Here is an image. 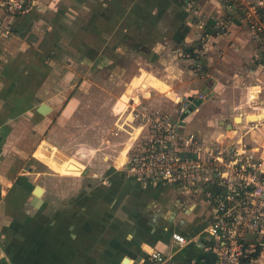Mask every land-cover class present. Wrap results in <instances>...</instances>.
<instances>
[{"label": "crops", "instance_id": "obj_1", "mask_svg": "<svg viewBox=\"0 0 264 264\" xmlns=\"http://www.w3.org/2000/svg\"><path fill=\"white\" fill-rule=\"evenodd\" d=\"M186 39L194 40L191 34H187ZM21 40L23 42L18 46L21 50L19 52L22 53L19 56L20 60L17 58L18 51H7V53L1 51L3 41L0 39V243L2 245L0 264L1 260L9 264H45V261L34 262L30 250L33 251L34 247L39 245L38 243L34 245L36 239H40L42 248L46 245L42 228L46 223L45 218H48V199L52 185L49 181L45 182L47 178L44 180L43 176L51 168L49 164H53L43 158V155H37V152L43 153V144L53 146L57 151L58 148L48 144V138L44 134L49 125L48 114L55 110V105L50 100L43 99L40 93L35 92L34 95L33 88L48 89L53 85L52 87L56 89L54 93L53 90L51 91L50 97L52 95L53 98L72 88L73 83L58 76L50 82L42 80L34 82L32 78L34 69L31 67L33 54L39 52L37 56H40L41 60L45 56L40 51L33 52V46L27 41L24 44V40ZM16 46L12 48L17 50ZM203 48L200 60L208 70L207 77L189 76L188 63H185L183 70L190 79L183 81L184 78H181L180 81L174 77L175 75H171L172 72L180 71L176 63L172 66H167L166 63L156 66L148 62L152 68L140 67V70L127 81L123 93L128 99L134 93L133 88L135 89L136 86L157 89L159 95L146 100V105L170 113L172 118L177 120V129L180 132H196L206 143H211L215 137H219L225 143H235L240 139L249 147L252 145L254 147L261 142L264 132V63L257 62L253 58L254 49L248 28L232 23L227 35L212 37ZM35 65L44 68L45 64L39 62ZM18 69H23L26 73L20 80L16 74ZM161 92L175 99L182 95L199 97L202 94L203 96L198 105L192 109H189V106L184 114H179L178 105L164 97V94H160ZM145 95L149 96L148 91ZM120 97L126 99L121 95ZM73 99L76 100L74 94H69L61 112L68 110ZM46 102L51 106V110L42 115L38 111V106ZM117 113L118 111L115 113L116 118ZM237 117H240L238 121ZM118 131L120 133L118 136L125 134L126 140L124 145L121 142L118 145L120 148L118 152L121 153L114 160L102 152L101 144L96 147V151L103 153L102 160L108 162L101 168L99 166L98 173L92 174L94 177L103 174L104 180L99 187L89 189L85 194L74 192V195L68 197V201L72 202L68 209L60 206L59 188L56 190L58 196L55 209L56 213L60 212L61 215L57 217L53 232L60 239L62 247L58 246V253L63 256V263L64 250L70 243L68 241L72 239L74 253L81 244L79 236L85 228L90 232L84 236L85 240H89L87 241L90 247L89 254L93 255L89 257L91 264L102 263L100 258H104L105 264H140L141 258L152 249L159 250L163 254L164 260L160 264H191V261L199 260V255L208 252L206 248L208 238L203 229L205 220L200 219L209 215L207 199L201 194H194L186 189L181 190L172 183L138 180L129 176L124 166L133 150L131 148L143 143L150 133L146 128L139 126ZM131 135L134 136L132 140ZM108 141L103 142L107 144L114 142V140ZM163 145L170 147L171 143L164 142ZM66 157L78 163L82 168L81 171L84 170L82 161L75 158L80 164L74 157ZM34 165H39L41 168H33ZM51 174H55L57 178L62 177L59 170ZM37 179L42 180L37 183ZM36 184L42 188L40 194L34 191ZM78 203H82L79 208ZM85 205L89 208L87 209ZM75 213L79 215L83 213L91 220L79 223V227L73 223L66 231L65 224L62 226L64 219L61 218H64L65 214L75 215ZM30 221L37 223L31 224ZM45 225L49 229V223ZM172 231L184 234L186 243L182 245L174 243L171 238ZM2 236L6 237L5 244L2 242ZM100 246L104 247L102 253L98 251ZM59 248L63 249V253ZM23 249L26 250L25 258H17L16 250L21 251L22 254ZM29 251L31 255L27 254ZM59 260L61 259L58 258V263ZM200 260L204 259L200 258Z\"/></svg>", "mask_w": 264, "mask_h": 264}, {"label": "rangeland", "instance_id": "obj_2", "mask_svg": "<svg viewBox=\"0 0 264 264\" xmlns=\"http://www.w3.org/2000/svg\"><path fill=\"white\" fill-rule=\"evenodd\" d=\"M33 1V8L29 13L15 16L17 18L13 20L9 33L0 31V39L3 41L1 51L6 53L18 51L17 58L21 60L19 56L22 53L19 52L21 50L18 46L22 44L21 39H23L24 44L27 41L33 46V52L40 51L45 56L41 60V57L37 56L39 52L33 54L31 67L34 69L32 75L34 82L41 80L50 82L58 76L73 83L72 88L53 98L52 95L50 97L51 91L53 90L54 93L56 90L53 85L48 89L33 88V94L40 93L43 99H48L55 105V110L47 117L49 125L44 132L48 138L47 143L56 146L62 157L72 156L82 161L84 170L81 171V168L80 171L63 172L60 168L49 164L51 168L43 176L44 180L47 178L45 182L49 181L52 185L48 199V218H45L46 223L42 228L46 245L42 248L40 239H36L38 242L35 240L33 243L35 246L37 243L39 245L34 247L33 251L29 250L36 263L45 261V264H91L89 257L93 255L89 254L90 247L87 242L89 240H85L84 236L90 233L86 230L88 228L80 233V249L76 248L74 253L72 239L68 241L70 243L64 250V263L63 256L58 253L60 239L53 232L57 217L61 215L60 212L57 214L55 209L58 196L56 190L59 188L60 206L68 209L72 203L68 201V197L74 195V192L85 194L89 189L101 185L104 180L103 174H99L98 177L92 175L108 164L105 159L102 160L101 155L104 153L114 160L121 153L118 152L120 149L118 145L120 142L124 145L126 140L125 134L118 136L115 113L124 107L127 100L123 93L127 81L140 70V67L152 68L148 62L156 66L165 63L167 66H172L176 63L180 71L172 72L171 75H175L174 77L180 81L190 79L189 76L207 77L208 70L200 60L203 46L211 41L212 37L227 35L232 23L248 28L254 49L253 58L257 62L264 63V0H241L248 5H256L254 15L258 20L259 33H256L244 19L240 13L241 9L225 5V0ZM187 34H191L194 40H187ZM15 46L17 50L12 48ZM36 62L44 63V68H38ZM185 63H188L189 76L183 70ZM23 69H18L16 73L18 80L26 74ZM161 74L165 75L163 72ZM146 90L150 93L149 96L143 94L139 99L146 108H150L146 105V100L159 93L157 89L151 87ZM133 91L135 92L136 88H133ZM68 93L74 94L76 100L70 102L68 110L61 112ZM160 94H164V97L172 101V97L163 92ZM120 95L126 99H122ZM132 135L131 140L134 137ZM102 140H109L108 142L114 140V142L107 144ZM100 144L103 153L96 151V147ZM52 148L56 149L53 146ZM44 150L46 149H43L42 154L38 151L37 155L44 154L43 158L49 161L50 153L46 154ZM35 167L41 168L39 165H34L33 168ZM57 170L62 173V177L57 178L55 174H51ZM41 180L37 179L36 182L40 183ZM80 204L82 205L78 203L76 206L79 208ZM78 213L65 214L64 218H61L64 219L62 226L65 224L66 231L73 223L79 227V223L91 220L83 213L80 215ZM30 223L37 222L30 221ZM48 223L49 229L45 227ZM96 231L99 232L98 229ZM71 232L69 235L72 234ZM1 239L5 244L6 237L2 236ZM0 247H2L1 243ZM103 248H98V251H103ZM59 250L63 253L62 248ZM25 251L23 249V253L20 254L21 251L16 250V257L24 259ZM30 251L27 254H30ZM58 258L61 259L59 263ZM100 259L102 263L98 264H105L104 258ZM1 261V264H9ZM261 264H264V261Z\"/></svg>", "mask_w": 264, "mask_h": 264}, {"label": "built area", "instance_id": "obj_3", "mask_svg": "<svg viewBox=\"0 0 264 264\" xmlns=\"http://www.w3.org/2000/svg\"><path fill=\"white\" fill-rule=\"evenodd\" d=\"M33 4V0H0V31L9 33L15 16L29 13ZM225 5L241 9V15L259 33L254 15L256 5L241 0H225ZM135 88L117 113L116 128L144 127L150 135L131 148L125 161L126 173L138 180L168 182L205 196L209 215L200 219L205 220L206 248L215 253L211 264H261L264 261V132L261 142L254 147L240 139L237 143H225L219 137L206 143L196 132H180L177 120L170 113L143 106L139 96L148 87ZM172 100L178 105L179 114H184L191 102L186 95ZM164 142H170L171 146L165 147ZM171 238L178 245L186 243L185 235L178 231H172ZM163 260V254L152 249L141 258L140 264H160ZM191 264L208 263L199 259Z\"/></svg>", "mask_w": 264, "mask_h": 264}, {"label": "bare ground", "instance_id": "obj_4", "mask_svg": "<svg viewBox=\"0 0 264 264\" xmlns=\"http://www.w3.org/2000/svg\"><path fill=\"white\" fill-rule=\"evenodd\" d=\"M50 110H51V106L48 105L47 102L44 103L43 105H41L38 108V111L41 114H46ZM239 118L240 117H237V121H238ZM43 148L46 149V151L44 150L46 154H48V152L50 153L49 154V162L51 164L55 165L57 168H60L62 171H77V170H80L81 169V167H80V165L78 163H76L75 161H73L69 157H62L61 156V153L59 154L56 149L48 146L47 144H43ZM40 153L41 152L39 151V154ZM34 191H35L36 194H40L41 191H42L41 186H40V188H36Z\"/></svg>", "mask_w": 264, "mask_h": 264}, {"label": "water", "instance_id": "obj_5", "mask_svg": "<svg viewBox=\"0 0 264 264\" xmlns=\"http://www.w3.org/2000/svg\"><path fill=\"white\" fill-rule=\"evenodd\" d=\"M189 99L191 100V103H190V107L189 109H192L194 108L196 105H198L201 101H202V98L201 97H192V96H189ZM44 103H41L38 108L43 105ZM36 188H40V185L36 184L34 186V190ZM199 259L200 258H203L205 260L206 263L208 264H211L215 258V253L214 252H211V251H208V252H205V253H202L201 255H199L198 257Z\"/></svg>", "mask_w": 264, "mask_h": 264}]
</instances>
